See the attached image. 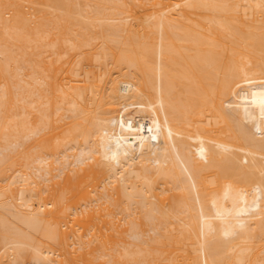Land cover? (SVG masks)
I'll list each match as a JSON object with an SVG mask.
<instances>
[{"label": "bare ground", "instance_id": "1", "mask_svg": "<svg viewBox=\"0 0 264 264\" xmlns=\"http://www.w3.org/2000/svg\"><path fill=\"white\" fill-rule=\"evenodd\" d=\"M0 264H264V0H0Z\"/></svg>", "mask_w": 264, "mask_h": 264}]
</instances>
